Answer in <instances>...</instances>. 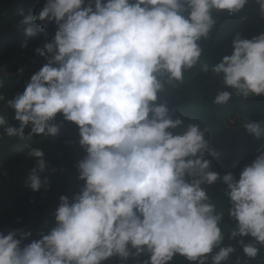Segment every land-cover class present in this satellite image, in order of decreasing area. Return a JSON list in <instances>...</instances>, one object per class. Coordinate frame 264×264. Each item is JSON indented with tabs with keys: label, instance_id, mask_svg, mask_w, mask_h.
<instances>
[{
	"label": "clouds",
	"instance_id": "1",
	"mask_svg": "<svg viewBox=\"0 0 264 264\" xmlns=\"http://www.w3.org/2000/svg\"><path fill=\"white\" fill-rule=\"evenodd\" d=\"M248 2L88 0L85 6V0H47L38 15L25 17L24 23L55 21L58 30L53 42L36 49L48 63L7 100L19 126L5 132L56 136L54 121L63 114L79 126L85 184L72 200L60 197L56 224L40 239L21 248L31 232L20 239L15 231L0 233V264H102L142 253H150L144 264H168L177 253L198 264L228 261L236 249L224 243V212L204 187L221 179L204 159L209 129L193 122L175 131L183 120L156 102L193 69L211 70L228 86L216 92L217 105L234 95L264 94V32L251 39L236 33L231 55L214 65L202 62L199 42L216 24L213 11L240 13ZM257 3L264 14V0ZM25 33L37 34L31 26ZM6 123L0 116V126ZM244 127L264 134L260 122ZM27 155L36 160L29 187L39 191L47 184L38 175L46 169L45 152L35 147ZM222 180L236 222L227 239L240 238L243 254L253 260L264 246V152L239 179L229 172Z\"/></svg>",
	"mask_w": 264,
	"mask_h": 264
},
{
	"label": "trees",
	"instance_id": "2",
	"mask_svg": "<svg viewBox=\"0 0 264 264\" xmlns=\"http://www.w3.org/2000/svg\"><path fill=\"white\" fill-rule=\"evenodd\" d=\"M46 3L47 0H0V67L6 66L10 72L8 76L0 74V94L5 97L0 100V116L7 120L5 126H0V233L7 235L15 231L16 238L20 239L21 233L31 232L22 239L21 248L40 239V233L49 232L56 224L55 212L61 203L60 197L67 196L72 200L85 184L79 179L78 164L87 155L79 143V126L65 120L63 114H58L54 121L60 127L56 136L28 137L26 130L21 138L9 137L5 132L6 127L19 126L7 100L22 93L31 76L48 63V58L36 49L54 41L58 25L55 21L39 20L24 23L25 17L38 15ZM87 3L85 0V6ZM212 15L216 24L208 37H202L199 42L203 49L202 62L209 65L232 54L236 33L251 39L264 32V14L257 0H249L243 12L229 14L226 10H214ZM29 26L36 30L35 36L26 35L25 29ZM220 90H230L221 83V77L211 70L203 73L193 69L185 73L183 83L161 93L156 103H167L173 119L183 120V126L175 131H182L193 122L209 129L206 138L210 151L205 153L204 159L211 161L210 170L218 172L221 179L204 187L217 204V210L224 212L221 221L226 233L224 243H231L236 249L223 264H237L238 259L240 264H264V246H260V254L255 259L249 260L238 243L240 238L227 239L236 222L228 214L231 202L227 185L222 180L229 172L239 179L242 170L264 152V134L257 137L244 127L247 122L257 121L264 128V94L247 99L233 97L227 104L217 105L213 101ZM231 119L233 122L228 126ZM35 147L45 152L46 161V169L38 175L42 180L46 179L47 184L39 191L29 187V175L36 160L27 154ZM243 239L247 242L249 238ZM148 259L150 253L130 256L127 260L117 255L102 264H144ZM168 264L198 262L177 253ZM206 264H211V260Z\"/></svg>",
	"mask_w": 264,
	"mask_h": 264
},
{
	"label": "built area",
	"instance_id": "3",
	"mask_svg": "<svg viewBox=\"0 0 264 264\" xmlns=\"http://www.w3.org/2000/svg\"><path fill=\"white\" fill-rule=\"evenodd\" d=\"M0 73H1V75H7V74L9 73V71L6 70V69L4 68V66H2V67H0Z\"/></svg>",
	"mask_w": 264,
	"mask_h": 264
},
{
	"label": "rangeland",
	"instance_id": "4",
	"mask_svg": "<svg viewBox=\"0 0 264 264\" xmlns=\"http://www.w3.org/2000/svg\"><path fill=\"white\" fill-rule=\"evenodd\" d=\"M1 74V73H0ZM10 74V72L6 75L8 76ZM233 97H236L235 95ZM233 122V119H231V121H228V126Z\"/></svg>",
	"mask_w": 264,
	"mask_h": 264
},
{
	"label": "water",
	"instance_id": "5",
	"mask_svg": "<svg viewBox=\"0 0 264 264\" xmlns=\"http://www.w3.org/2000/svg\"><path fill=\"white\" fill-rule=\"evenodd\" d=\"M4 68H5L6 70H8L6 66H4Z\"/></svg>",
	"mask_w": 264,
	"mask_h": 264
}]
</instances>
